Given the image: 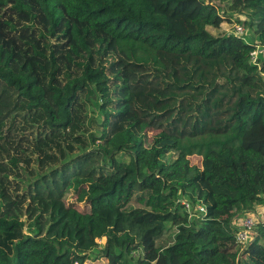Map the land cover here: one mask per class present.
Here are the masks:
<instances>
[{
  "label": "trees",
  "instance_id": "16d2710c",
  "mask_svg": "<svg viewBox=\"0 0 264 264\" xmlns=\"http://www.w3.org/2000/svg\"><path fill=\"white\" fill-rule=\"evenodd\" d=\"M255 45L264 0H0V264H264V222L232 225L264 205Z\"/></svg>",
  "mask_w": 264,
  "mask_h": 264
},
{
  "label": "rangeland",
  "instance_id": "374dc122",
  "mask_svg": "<svg viewBox=\"0 0 264 264\" xmlns=\"http://www.w3.org/2000/svg\"><path fill=\"white\" fill-rule=\"evenodd\" d=\"M220 14L222 16H226V18L228 17V19H225L223 21V23L221 24V27L219 29H214V28H210L211 32L214 34H219L221 33V31L224 32H234L233 29V25L237 24L240 26H243L244 24L242 23L243 20L247 19L248 15L245 12H223V10L220 8L219 10ZM245 30L247 32L245 33L246 38L251 41L254 38V33L252 31V29L250 27L245 26ZM244 34V31H243ZM93 128H95L96 126L93 124L92 125ZM88 129V128H85ZM153 132L149 131L147 133V142L150 143L151 141V137H152ZM78 135V131H77V127H75L73 130L70 131V135L69 138L67 139L68 143H74L77 144L78 142H80L79 139H84L85 136H79ZM84 145V142H81ZM68 150V148H67ZM49 157H47V161H46V165L47 166H51V165H56V164H60L61 161H63V156H62V152L60 150H56V149H49ZM74 152H78V149H74ZM190 158V162L192 164H195L197 166H200V157L197 155H192L189 157ZM78 193H75L74 191H71L68 196L65 198V202L67 205H73V206H77L80 210L87 212L89 210V204L86 203V200L84 198H81L82 200L78 199ZM173 230L169 231L167 233V236L171 239L172 235H173ZM100 254L97 252H93L90 251L88 252V259L85 261L84 264H105L106 261L103 257H97ZM244 259L246 260L247 264H257V262L254 259H250L249 257H244Z\"/></svg>",
  "mask_w": 264,
  "mask_h": 264
},
{
  "label": "built area",
  "instance_id": "2783aa9c",
  "mask_svg": "<svg viewBox=\"0 0 264 264\" xmlns=\"http://www.w3.org/2000/svg\"><path fill=\"white\" fill-rule=\"evenodd\" d=\"M233 29L234 32L226 33H232L237 36H245L246 30L243 26L234 24ZM261 56H264V48L259 45H255V47L249 53V59L251 63L260 67L261 61L259 57ZM181 203L183 204L189 218L203 217L207 213V208L202 203L192 204L186 200H182ZM254 210L255 209H252L242 214H238L232 219V225L236 227L235 240L236 243L241 247L246 246L251 241L254 234L253 232L255 223L257 221L264 222V213L263 216L260 217Z\"/></svg>",
  "mask_w": 264,
  "mask_h": 264
},
{
  "label": "crops",
  "instance_id": "0c3cea01",
  "mask_svg": "<svg viewBox=\"0 0 264 264\" xmlns=\"http://www.w3.org/2000/svg\"><path fill=\"white\" fill-rule=\"evenodd\" d=\"M254 211L257 212L260 217L263 216L264 205H257Z\"/></svg>",
  "mask_w": 264,
  "mask_h": 264
}]
</instances>
